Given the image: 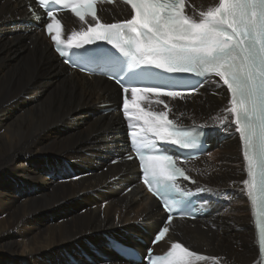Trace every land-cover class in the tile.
Returning a JSON list of instances; mask_svg holds the SVG:
<instances>
[{
  "label": "bare ground",
  "instance_id": "bare-ground-1",
  "mask_svg": "<svg viewBox=\"0 0 264 264\" xmlns=\"http://www.w3.org/2000/svg\"><path fill=\"white\" fill-rule=\"evenodd\" d=\"M214 3L215 0L200 8L206 9ZM113 7L116 10L104 5L97 13L99 19L104 13L110 16L122 13L128 17L127 7L121 4ZM20 8L18 1L0 0V264H127L112 253L105 237L111 234L122 244L143 251L131 236L140 237L148 244L163 214L141 186L124 194L123 184L138 180L134 163L109 164L120 150L119 132L125 135V130L118 113L102 116L98 106L109 100L119 101V89L101 78L68 72L34 21L29 23L31 19L24 16L29 21L17 23V17H23L24 11ZM62 21L64 34L85 28L67 14ZM28 46H32V50ZM36 76L39 81H35ZM26 78L30 79L24 83ZM211 83L229 103L226 91L210 78L189 97L166 99L171 113L180 117L223 115L221 110L227 108L225 104L219 109L213 103H197L193 98L203 86ZM27 85L33 86L28 89ZM127 95L131 101V93ZM14 98L17 104L11 102ZM190 101L193 106L189 109ZM141 106L146 109L150 104L144 100ZM88 109L90 111H86ZM66 115L76 117L59 122ZM135 122L138 126L142 124V121ZM57 124L62 125L61 129L54 130ZM91 136L94 138L90 139ZM229 140L220 142L209 134L208 143L212 144L206 153L184 166L189 174L199 173V181L208 182L198 184L209 189L202 203L213 208L211 215L193 222L173 221L155 248L157 254L172 243H179L209 257L206 262L196 264H259L251 209L244 189L225 193L227 190L209 185L214 183L228 189L230 181L236 179L245 187L244 172L237 178L230 173H218L224 167L239 163L243 170L238 137L235 140L239 163L234 159L238 158L235 153L233 159L237 162L223 158L219 165L206 164L205 170L199 172V164L211 151L229 153L235 148L234 142ZM70 170L76 179L71 178ZM225 183L227 188L222 185ZM236 199H241L243 205L236 204ZM227 200L230 205L225 204ZM219 215L224 216L220 221L222 225L215 220ZM233 218L249 221L250 227L230 231ZM243 233L251 237L250 249L240 236ZM248 254H253L254 260L245 263Z\"/></svg>",
  "mask_w": 264,
  "mask_h": 264
},
{
  "label": "snow or ice",
  "instance_id": "snow-or-ice-1",
  "mask_svg": "<svg viewBox=\"0 0 264 264\" xmlns=\"http://www.w3.org/2000/svg\"><path fill=\"white\" fill-rule=\"evenodd\" d=\"M116 2L38 0V6L46 10L51 21L46 24L47 32L61 56L67 55L65 48L79 49L102 41L127 58L126 62H106L104 67L117 77V83L125 82L121 84L123 116L128 121V128L132 129V144L139 153L149 191L163 202L167 211L173 210L168 196L173 190L180 191L176 179L190 178L177 166L174 158L166 154L168 149L156 147V141L192 149L198 143L199 134L178 126L168 118V111L155 112L141 106L146 98L155 95L157 102L170 111L160 96L185 97L180 86L143 83L154 75L147 69L190 73L198 77L214 75L223 81L231 94L229 106L221 111L231 114L243 141L247 194L254 208L259 204L264 214V0H217L215 5L194 14L185 12L186 0H120L130 7V18L103 23L97 16V5ZM57 11H68L88 26L72 30L65 40ZM88 17L94 23H89ZM93 51L102 52L103 49L98 46ZM128 93H131V101ZM130 103L135 106V111H130ZM228 119V116L218 117V122L223 124ZM134 121H142L139 132L135 130ZM171 222L169 217L168 223ZM258 227L259 254L264 259V223ZM168 231L165 226L154 242L163 239ZM206 259L209 258L172 243L166 255L155 256L151 264H196Z\"/></svg>",
  "mask_w": 264,
  "mask_h": 264
},
{
  "label": "rangeland",
  "instance_id": "rangeland-1",
  "mask_svg": "<svg viewBox=\"0 0 264 264\" xmlns=\"http://www.w3.org/2000/svg\"><path fill=\"white\" fill-rule=\"evenodd\" d=\"M213 0H186V12L188 13V14H191V11H190V7H189V5L192 3V4H196V5H198V6H204V5H208V4H210L211 2H212ZM216 2H217V0H215V3L213 4V5H215L216 4ZM212 5V6H213ZM110 9H114V10H116L114 7H112V8H110ZM124 15L122 14V13H118V14H114L113 16H110V15H108L107 13L105 14L104 13V16H103V18H101L100 20L103 22V23H110V22H118V21H120V20H124L125 19V17H123ZM8 29L9 28H7L6 30H5V33L8 31ZM4 33V35L6 36V34ZM69 34V32H67V33H65L64 34V36L62 37L63 39H65L66 40V38H67V35ZM32 46H28V48H29V50H32V48H31ZM30 78H26L23 82L24 83H27V81L29 80ZM39 81V77L38 76H36V79H35V81ZM35 81H34V83H35ZM33 83V84H34ZM217 84H219V86L221 87V85H220V83L216 80V85ZM213 85V83H211L208 87L207 86H203V88L198 92V93H196L195 95H194V99H195V101L197 102V103H202V102H207V103H213L217 108H218V104L219 103H223V104H225V106L226 107H228V102H227V100H226V98L223 96L224 94L221 92V91H217V90H215L214 89V86H212ZM33 86V85H32ZM31 86V87H32ZM211 86V87H210ZM31 87H28V85H27V88L28 89H30ZM15 95H17V94H15ZM222 96V97H221ZM221 97V98H220ZM15 98H18V97H15ZM15 98L11 101L13 104H17V102L18 101H16L15 100ZM220 98V99H219ZM118 102V101H117ZM167 102V101H166ZM168 103V102H167ZM184 105H185V107H186V109H187V105H186V103H183ZM191 105V106H190ZM183 106V105H182ZM188 106H189V109L190 108H192V103H191V101L188 103ZM147 110V109H146ZM185 110V109H184ZM86 111H90V109H88V110H86ZM85 112V111H84ZM86 113V112H85ZM65 116V115H64ZM63 116V117H64ZM227 116L230 118V113H227ZM72 117H76V116H73V115H66V117H64V119H63V121H59V122H68V121H70L71 120V118ZM184 118H186V116L185 117H180L179 115H177L176 113L174 114H172L171 112H170V119L171 120H173V121H175L177 124H179V125H192V123H190V122H186L185 121V119ZM62 123V124H63ZM61 126L62 125H59L58 126V124L57 125H55L54 126V130L55 129H57V130H59V129H61ZM213 128H216L217 130H218V133L217 134H215V136L219 139V141L220 142H224L226 139H231V140H229V141H233L234 142V149L232 150V148L229 150V153H226V152H222L223 150H221L220 152H210L208 155H206L205 156V160L202 162V163H200L199 164V167L201 168L200 169V171L199 172H203V170H205L204 169V165H206V164H208V165H212V166H216V165H219V163L221 162L220 160L221 159H223V158H231V159H233L234 158V155H235V153L238 155V158H234V159H236L237 161H238V163L240 162V158H239V154H238V149H237V142H236V140H235V137H236V134H235V132H234V129H233V127H232V125H231V123H230V120L228 119V120H225V122L223 123V124H220V125H214L213 126ZM122 129V128H121ZM123 130V129H122ZM120 133V136H121V143H120V145H119V152L116 154V156L117 155H119V154H121L123 151H125V149H126V145H125V138H124V136H123V131H120L119 132ZM94 137L93 136H91L90 137V139H93ZM234 139V140H233ZM209 143H211L212 144V142L211 141H209ZM81 146H83V144L81 143ZM66 154H68V153H66ZM211 157V158H210ZM234 159H233V161H234ZM57 161H59V159H57ZM110 161H111V159H110ZM109 161V162H110ZM219 161V162H218ZM237 161H234V163L235 162H237ZM201 165V166H200ZM211 166V167H212ZM199 169V168H198ZM197 169V170H198ZM221 169V168H220ZM197 170H196V172H197ZM242 168H241V163H239V164H237L236 166L235 165H231V166H227V167H224L223 169H221V170H219V174L220 175H223V174H228V173H230L231 175H233L234 177H238V175H241L242 174ZM192 176H193V178L196 180V182H197V184L195 185V187H198V185H204V184H198V182L199 183H204V182H207V181H199V179H198V177H197V175H199V173L197 174V173H194V174H191ZM197 177V178H196ZM131 184H133V182H130L128 185H131ZM207 184H208V182H207ZM214 183H210L209 185L210 186H213V187H216V189H220L221 191H223V189H224V191L225 190H227L225 193H227L229 190H237V191H241L242 189H243V186H240V184L239 183H237L236 182V179H233V180H231L230 181V184H228L229 185V188L228 189H225L224 187H220V185L218 186L217 184L216 185H213ZM222 185H224V186H226V188H227V184L225 183V184H222ZM242 185V184H241ZM206 186V185H205ZM78 194H80V192L79 193H77L76 195H75V198H77V195ZM81 197V196H80ZM80 197H78V198H80ZM240 200L241 199H236V200H234V202H236V204L238 203V204H241V205H243V203L242 202H240ZM232 202V201H231ZM225 204L226 205H230V201L229 200H227L226 202H225ZM231 207H229V208H226V209H230ZM226 209L224 210V211H226ZM211 215V213L209 214V216ZM208 217V216H207ZM224 216H221V215H219V217L218 218H215V220L217 221V222H219L220 223V221H221V219L223 218ZM232 223L229 225V227H230V231H237V229L238 228H240V227H244L246 230L250 227V224H249V221H248V223L246 222H243L242 220H240V219H238V218H233L232 219ZM220 225H222V223H220ZM232 228V229H231ZM108 228H105L104 230H107ZM242 231V230H241ZM221 232H222V230H221ZM240 236H241V238L245 241V243L247 244L246 246H248V248L250 249V243H251V237H250V235L247 233H243V234H240ZM106 237H111V238H113V239H115V240H117V241H119V242H121V243H123L122 241H120V240H118V238H114L111 234H108ZM239 243H241V242H238L237 244H239ZM239 246V245H238ZM202 254V253H201ZM208 254H210V253H208ZM210 255H214V254H210ZM215 256V255H214ZM217 256V255H216ZM252 256V257H251ZM254 255L253 254H248V255H246V261H244L245 263H250V262H252V260H254ZM229 264V263H228ZM231 264H236V263H231Z\"/></svg>",
  "mask_w": 264,
  "mask_h": 264
},
{
  "label": "trees",
  "instance_id": "trees-1",
  "mask_svg": "<svg viewBox=\"0 0 264 264\" xmlns=\"http://www.w3.org/2000/svg\"><path fill=\"white\" fill-rule=\"evenodd\" d=\"M189 7L191 10V14H194V13H196L202 9V8H200V6H198L196 4H192V3L189 5ZM218 106H219V109L222 108L223 103H219ZM222 114L223 115H221L220 113L217 115H215V114H213V115H196V116L187 115L186 118H184V119L186 122L198 123L200 125H203L206 128H212L214 125H220L221 124L218 122V117L223 118V117L227 116V114H224L223 112H222Z\"/></svg>",
  "mask_w": 264,
  "mask_h": 264
}]
</instances>
